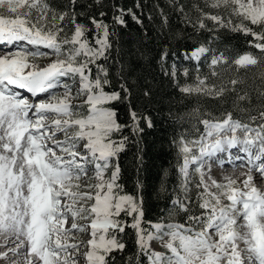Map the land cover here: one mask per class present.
I'll use <instances>...</instances> for the list:
<instances>
[{"label": "snow or ice", "instance_id": "1", "mask_svg": "<svg viewBox=\"0 0 264 264\" xmlns=\"http://www.w3.org/2000/svg\"><path fill=\"white\" fill-rule=\"evenodd\" d=\"M76 4L77 0H70L67 11L57 12L48 0H0V45L26 43L36 49L9 50L0 55V234L14 238L12 255L20 256L21 249H26L25 264H77L75 253L80 244L68 243L72 230L90 229V247L83 253L88 264H114L111 254L125 250L123 234L131 228L136 253L127 258V264H141V257L148 264H264V192L253 185L250 174L256 171L264 180V123L251 127L228 113L223 120H199L203 132L197 139H187L183 133L174 138L172 143L183 162L179 166L182 194L172 199V209L190 211L189 185L196 173L199 182L195 186L203 188L198 193L199 207L205 211L199 216L189 215L186 225L145 222L142 197L124 193L119 183V155L131 142L129 136L123 135L125 129L138 138L144 131L142 121L149 128L153 124L149 116L132 107L126 77L129 69L113 55L118 51L116 26L126 27V16L140 25L143 21L131 8L113 5L112 25L104 21V11L99 13L100 19L90 17L95 28L90 40L87 34L92 29L77 22V16L83 13H77ZM173 4L182 23L193 32L211 34L209 44L221 29H226L253 36L260 42L249 43L264 54V0H203V6H192L198 13L195 17L178 0ZM136 7L141 5L137 3ZM233 17L239 22H234ZM69 25L70 36L66 31ZM250 25L259 26L260 31ZM182 55L195 62V82L180 87L182 93L215 97L224 94V87L208 85V76L200 74L201 64L207 63L211 75H219L217 66L227 63L222 52L217 54L201 43ZM50 56L56 58L45 67L29 62V58ZM168 56L167 50L160 56L165 76L178 82L179 75H190V69L178 68L175 60L166 66ZM233 63L247 67L256 65L258 58L245 54ZM113 64L118 65L119 91L108 90L114 87L110 73ZM237 83L235 79L231 81L233 86ZM60 88L63 93L57 95L54 90ZM21 90L32 97L45 93L49 99L29 102ZM230 90L235 91V87ZM150 94L145 90V97ZM82 96L86 97L83 104L72 103ZM238 98L244 100L247 95ZM122 100L129 105L127 124L119 123L116 110L108 106ZM260 117L264 118V111ZM214 159L221 167L226 163L236 167L237 161L238 166L248 167L243 189L236 187L230 176H225L226 183H218L211 176L205 179V165L210 172ZM192 166L195 167L190 171ZM85 177L90 191L82 192L80 181ZM213 187L219 195L210 190ZM137 188H142L139 180ZM161 191H166L163 184ZM221 197L229 203L223 204ZM122 214L131 217V222ZM69 217L71 227L66 228ZM238 217L243 220L240 225ZM77 220L89 223L78 224ZM164 237L169 239L164 241ZM153 240L161 241L170 254L153 251ZM8 256V252L0 253V259Z\"/></svg>", "mask_w": 264, "mask_h": 264}, {"label": "trees", "instance_id": "2", "mask_svg": "<svg viewBox=\"0 0 264 264\" xmlns=\"http://www.w3.org/2000/svg\"><path fill=\"white\" fill-rule=\"evenodd\" d=\"M51 8L57 12L67 11L70 0H48ZM141 7L138 9L136 4ZM184 6L185 11L195 17L192 10V0H178ZM113 5L125 10L131 8L143 21L137 24L131 16H126V27L116 26L117 50L113 53L121 63L127 66V82L131 88V105L138 112L149 116L153 126L151 128L142 121L143 133L138 137H132L131 132L125 129L123 135L130 137V143L125 151L119 155L121 178L119 183L123 185V192L143 199L144 221H168L176 219L188 222L189 215L199 216L202 209L199 207L198 195L195 189H191L190 211L184 213L173 210L171 201L176 195L182 194L180 188L181 175L179 166L182 158L178 156L172 141L181 133L187 139L198 137L203 132L201 119L223 120L228 113L232 119L240 120L251 126L258 127L264 123L260 112L264 111V54L258 48L252 46L256 41L251 35L221 29L217 38L209 40L211 34L193 32L181 21V15L176 11L173 0H101L100 4L95 0H77L76 11L83 13L77 16L78 23L87 24L90 29V17L100 19L99 13H107L103 19L112 25V16L115 12ZM118 14V13H116ZM164 17H167L165 22ZM210 23V22H209ZM254 31H260L259 26L250 25ZM69 25L68 35H71ZM207 44L217 54L223 53L227 57V63L217 66V76H212L207 63L201 64L202 76L207 75L209 85H215L217 89L224 87L226 90L220 97L211 95L188 96L180 91L185 84L195 82V62L184 59L182 53L189 52L199 44ZM167 50L169 56L167 65L173 61L178 68L190 69V75L178 76V82L171 76H165L161 71L160 56ZM251 53L258 58L256 65L239 67L233 63L242 54ZM118 65L113 64L110 73L114 87L109 91H119V77L116 75ZM238 83L233 86L232 80ZM235 87V91H231ZM145 90L150 91V96L145 97ZM247 95L240 100L238 97ZM110 107L117 112L118 122L127 124L130 122L129 105L127 101L113 102ZM195 110V111H194ZM256 117L255 121L250 117ZM118 138V137H114ZM138 141V142H137ZM137 180L142 184L138 190ZM166 191H161V185ZM122 218L131 222V217ZM148 228L147 223L144 224ZM123 234V242L126 247L121 252H113L114 264H127L129 256H135L136 237L131 228H126ZM141 264H148L145 257H141Z\"/></svg>", "mask_w": 264, "mask_h": 264}, {"label": "rangeland", "instance_id": "3", "mask_svg": "<svg viewBox=\"0 0 264 264\" xmlns=\"http://www.w3.org/2000/svg\"><path fill=\"white\" fill-rule=\"evenodd\" d=\"M193 4H200L201 6H203V0H192ZM192 4V5H193ZM207 11H211L213 13H216L218 10L216 9H206ZM222 14H223V9L219 10ZM195 15H198V13L194 12ZM233 21L234 22H239V19L236 18V17H233ZM245 23H247L245 21ZM88 37L90 40H92L93 36L95 35V28H93V32H89L88 34ZM94 42V41H93ZM20 44V45H19ZM5 46V45H4ZM0 47V49H3V51H0V55L1 54H4V52L6 51H18V50H21V49H24V50H36L33 46H30V45H27L26 43L22 44L21 43H18L17 45H15L14 47L11 46V47ZM40 51H48L46 49H43V48H40L39 49ZM56 57L55 56H50L48 58H41V57H38L36 58L35 60H32L31 58H29V62L30 63H35L37 64L39 67H45L47 64L51 63L52 60H54ZM208 83V82H207ZM209 85V83H208ZM211 86V85H210ZM78 87V85L74 86L73 88V92H75V88ZM56 92L57 95H60L63 93V88H60V89H57V90H54ZM22 95L26 96L29 98V102H36V101H39V100H48L49 99V96L48 94H43L42 96H38L36 98H30V96H28V94L26 93L25 90H22ZM86 99V97H80L78 99H74L72 101L73 104L75 105H80V104H83L84 103V100ZM86 108V106H85ZM86 114V112H85ZM238 136L240 137H243V133L242 132H238L237 133ZM59 139H62L63 137L62 136H59L58 137ZM59 151H57V155H59ZM239 163L237 164L236 167H240L238 166ZM226 167L228 168H233V166L231 164H225ZM195 166H192L190 167V171H192V168H194ZM245 167V166H244ZM247 167V166H246ZM235 168V167H234ZM205 171L207 172V175L205 176V179L208 180V176H211L210 172H208V166L205 165ZM227 169L224 170V172H226ZM249 173H246V171H244V173H242L241 175H228L227 173L223 174L222 176L220 177H215V176H211L213 179H215L218 183H226L225 181V176H230L233 180L236 181V187H239L241 189H243V181L247 178V175ZM251 174V173H250ZM108 175H110V172L108 173ZM254 176V175H252ZM257 177L253 179L252 183L253 184H261V185H264V180H261L259 178V175H256ZM192 183L189 185V187H192L195 188V190H198V192H202L203 191V188H197L195 185L196 183L199 182V175L196 174V173H193V176H192ZM88 183V180L87 178H83L81 181H80V184H81V191L82 192H86V191H90V189H88L85 185ZM92 183H95V181L93 180ZM208 183L210 184L211 181H208ZM213 193H217L219 195V192L216 188H211L210 189ZM221 200H222V203L227 205L229 203V201H227L226 198L224 197H221ZM91 203V202H90ZM172 222L170 223H178V222H175L174 219L171 220ZM71 223H72V220H71V217H69L68 219V223L65 225L66 228H70L71 227ZM77 223L78 224H88L89 221L88 220H77ZM237 223L238 225L242 224L243 223V220L242 218H239L237 219ZM180 224V223H178ZM239 231H244V229H240L238 228ZM90 229L86 232H77L76 230H72V236L71 238L69 239L68 243H79L80 244V248H79V252H76L75 254H81L80 255V258L82 260V264H88L87 260H86V257L83 255V253H85L86 251L89 250V245L87 244L88 240L91 239V235H90ZM169 239V237H164V241H167ZM218 239V237H217ZM15 247V243H14V238L8 236L7 234H0V253H3V252H8L9 253V256L7 259H0V264H13V262H15V264H25V254H26V249H21V253H23L22 255L20 256H13L10 249L11 248H14ZM150 247L153 251H156V252H160V253H163V254H170L169 253V250L166 249L162 242L159 241V240H153L150 242ZM240 247L241 248H244L245 245L243 244V242L240 243Z\"/></svg>", "mask_w": 264, "mask_h": 264}, {"label": "bare ground", "instance_id": "4", "mask_svg": "<svg viewBox=\"0 0 264 264\" xmlns=\"http://www.w3.org/2000/svg\"><path fill=\"white\" fill-rule=\"evenodd\" d=\"M4 45H0V47H3ZM3 55V54H1ZM221 157L224 156V154H220ZM227 164V163H226ZM238 164V162H237ZM227 169L226 172H224V170ZM244 171H246V173H249L248 167H233V168H228L225 165L224 166H219L215 159L213 161H211V171L210 174L211 176H215V177H220L223 174L227 173L228 175H241L242 173H244ZM251 175L253 176V179L256 178V175H259V173H257L256 171H252ZM255 187H257L261 192H264V185L261 184H253ZM79 244V243H77ZM80 253L79 254H75V258L77 261V264H82V260L80 258ZM85 264V263H84Z\"/></svg>", "mask_w": 264, "mask_h": 264}]
</instances>
